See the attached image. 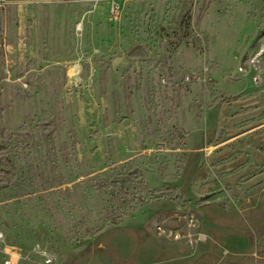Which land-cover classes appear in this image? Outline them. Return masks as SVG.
Returning <instances> with one entry per match:
<instances>
[{
  "label": "rangeland",
  "instance_id": "1",
  "mask_svg": "<svg viewBox=\"0 0 264 264\" xmlns=\"http://www.w3.org/2000/svg\"><path fill=\"white\" fill-rule=\"evenodd\" d=\"M264 0L0 4V264H264Z\"/></svg>",
  "mask_w": 264,
  "mask_h": 264
},
{
  "label": "built area",
  "instance_id": "2",
  "mask_svg": "<svg viewBox=\"0 0 264 264\" xmlns=\"http://www.w3.org/2000/svg\"><path fill=\"white\" fill-rule=\"evenodd\" d=\"M5 0H0V4ZM259 56L250 60L249 66L251 67L253 74L252 80L255 87L260 88L264 87V73L259 67Z\"/></svg>",
  "mask_w": 264,
  "mask_h": 264
}]
</instances>
